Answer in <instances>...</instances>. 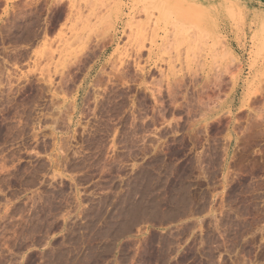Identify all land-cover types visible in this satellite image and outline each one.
<instances>
[{"label":"rangeland","instance_id":"obj_1","mask_svg":"<svg viewBox=\"0 0 264 264\" xmlns=\"http://www.w3.org/2000/svg\"><path fill=\"white\" fill-rule=\"evenodd\" d=\"M0 264H264V0H0Z\"/></svg>","mask_w":264,"mask_h":264},{"label":"bare ground","instance_id":"obj_2","mask_svg":"<svg viewBox=\"0 0 264 264\" xmlns=\"http://www.w3.org/2000/svg\"><path fill=\"white\" fill-rule=\"evenodd\" d=\"M94 66V65H93ZM92 67V66H91ZM91 72V71H90ZM88 75V74H87Z\"/></svg>","mask_w":264,"mask_h":264}]
</instances>
